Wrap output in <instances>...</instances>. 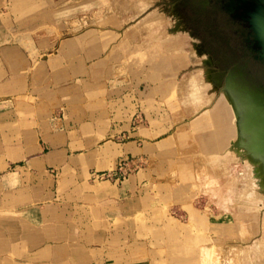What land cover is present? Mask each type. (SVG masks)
I'll use <instances>...</instances> for the list:
<instances>
[{
  "label": "rangeland",
  "instance_id": "obj_1",
  "mask_svg": "<svg viewBox=\"0 0 264 264\" xmlns=\"http://www.w3.org/2000/svg\"><path fill=\"white\" fill-rule=\"evenodd\" d=\"M183 1L0 0V57L7 71L3 84L5 86L19 80L23 86L22 91L16 93L19 95L17 107L13 102L8 103L14 96L11 95L4 98L3 101H7L5 104H0V113L4 109L12 110L15 105L18 117L23 121L19 128L23 131L27 128L25 122H35L40 141L43 142L50 129L56 136L67 132L70 138H76L75 141L82 144L89 142L90 147L109 141L124 142L126 138L122 134L97 139L99 135L93 133L108 127L98 122L97 116L106 119L115 112V108L109 106L114 91L104 89V85L108 87L112 81L106 70L97 68L94 73L92 68H87L86 75H72L78 65L77 60H69V65L67 62L62 64L61 44L77 33L84 34L85 39L80 42L79 50L86 59L99 50H109L111 37L108 31H114L124 24L130 28L140 19L153 20L154 23L158 20L163 27L145 29L142 36H133L130 29L127 38L138 41L131 43L130 52L135 61L146 65L142 71L162 70L155 62L163 59L168 52L155 40L171 34L180 41L179 51L169 53L176 56L172 62L178 76H175L177 80H170L175 84V90L169 92L168 96H162L175 114L174 118H177L176 111L180 108L176 105L178 99H181L180 103L186 101L190 104L187 107L181 104L183 116L175 123L173 130L177 140L176 151L185 153L171 157L182 169L178 171V185L166 189L164 197L158 188L149 189L154 202L143 203L142 206L150 214L149 229L152 230L147 235L132 236L134 242H144L143 248L136 249L134 245L129 259L125 258L124 249L112 251L109 264H197L201 247H216L225 262L239 258L240 264H264V148L260 151L257 149L262 142L261 115L257 113L250 93L240 87L235 79H239L240 84L248 81L243 80L237 72H230L229 62L197 36ZM143 4L145 11L138 17L136 10ZM83 18L84 21H80ZM99 27L102 33L94 35L92 31L99 30ZM122 29L124 31L125 28ZM148 40L154 41L148 43ZM117 45L120 51L125 50L124 43L111 44L113 49ZM137 48L139 51H136ZM150 54H153L152 60L147 58ZM184 57L191 58L189 67L180 65ZM89 63L91 65L92 62ZM62 65L69 67V76L62 74ZM171 75L164 73L162 79L172 78ZM69 77L72 79L69 85L64 84ZM78 79L81 83H78ZM250 83L245 85L253 89ZM98 84L99 87H96ZM256 86L262 87L260 84ZM116 110L120 108L116 107ZM136 110L132 125L135 130L146 125L144 119L141 121L140 118L142 108L137 107ZM211 117L216 121V129L210 132L206 125L202 132H196L195 124L203 120L208 124ZM41 123L47 125L46 133H42ZM179 127L181 130H178ZM12 131V128L0 126V160L7 164L24 162L27 156L23 138L21 146L19 142L14 146L17 140L5 137ZM201 165L210 170L206 167L198 170ZM162 166L166 167L167 164ZM138 170L139 164L131 165L130 160H124L115 172L116 177L123 180ZM196 170L200 183L197 186L193 185ZM161 173L163 176L156 179L158 183L166 178L167 172ZM92 174L95 181L96 176H99L97 180L111 177V172ZM221 178L225 179L224 184ZM225 213L224 223L230 228L239 223L248 233L241 235L235 232L227 236L203 229L202 225L213 224L216 218ZM229 213L234 216L233 219ZM0 254L4 255V250ZM220 263V257L213 250L205 249L204 264Z\"/></svg>",
  "mask_w": 264,
  "mask_h": 264
},
{
  "label": "crops",
  "instance_id": "obj_2",
  "mask_svg": "<svg viewBox=\"0 0 264 264\" xmlns=\"http://www.w3.org/2000/svg\"><path fill=\"white\" fill-rule=\"evenodd\" d=\"M145 7L143 4L137 8L138 17L144 13ZM80 21L77 22L81 23ZM137 21L134 25L131 23L130 28H126L128 25L124 24L114 31H108L111 37L109 50H99L86 59L79 50L80 42L85 39L84 34L77 33L61 44L62 64L67 62L69 65V60H77L78 65L72 75H86L87 68H92L94 73L97 68H103L111 78L108 87L103 85L104 89L114 91L109 106L115 108V112L106 119L101 115L97 116V121L108 127L104 131L98 129L93 133L99 135L97 139L122 134L126 138L122 143L109 141L90 147L89 142L82 144L81 141H75L76 138H70L67 132L56 136L50 129L46 133L48 127L41 123V131L46 133V141L43 142L40 141L35 122L30 121L25 122L27 128L22 131L19 127L23 121L19 119L16 110L19 104V95L16 93L22 91L23 86L19 80L4 86L7 71L4 70L0 57V97H3L0 98V104H5L7 101H3L4 98L11 95L14 96L8 103L16 104L12 110L1 111L0 126L12 128V134H5V137L17 140L14 146L18 142L21 146L23 138L27 151L24 162L7 164L0 160V225L4 226H0V252L4 250V255L0 254V264H109L112 251L124 249L125 258L129 259L134 245L136 249L143 248L144 242H134L132 236L147 235L152 230L149 229L150 214L142 206L143 203L154 202L149 189L158 188L164 197L166 189L178 185V171L182 168L171 155H181L185 151H176L177 140L173 130L176 128L175 123L183 116L181 106L187 107L189 103H180L181 99H178L176 105L180 108L176 111L177 118H174L175 114L162 96H168L169 92L175 90V84L170 80H177L175 76H178V72L172 62L176 56L170 54L179 51L180 41L176 40V35L171 34L155 40L168 52L163 59L155 62L162 70L142 71L146 65L135 61L130 52L131 43L138 41L127 38V32L131 29L133 36H142L145 29L152 26L159 29L164 25L158 20L156 23L149 19ZM122 28H125L124 31ZM92 33L101 34V27L99 30L94 29ZM153 41L148 40V43ZM113 43H124L125 50L120 51L118 45L113 49ZM136 51H139L138 48ZM147 58L152 60L153 54ZM190 64L189 57H184L180 62L184 67H189ZM67 65H62V74L69 76ZM164 73L172 74V78L162 79ZM70 80L72 79L69 77L64 84L69 85ZM116 107L120 110L117 111ZM137 107L142 108L140 118L141 121L144 119L146 125L135 130L132 125ZM205 121L195 124L196 132H202L206 125L210 132L216 129L213 117L208 124ZM112 122L113 126L110 125ZM124 160H130L131 165L139 164V170L120 180L115 171ZM163 164L168 167H163ZM202 167L208 168L201 165L198 170ZM198 170L194 177L195 186L200 184L197 180ZM162 171L167 172L165 181H168L158 183L156 179L163 176ZM92 172H111V177L97 180L99 176H96L95 181L92 179ZM224 180L221 178L220 181L224 184ZM225 215L226 213L216 218L211 225H202L203 229L227 236L234 235L235 232H240L241 235L248 233L244 226L241 228L239 223L236 226L234 221L233 228H230L223 221ZM228 215L234 218L231 213ZM136 218L142 220H135ZM205 249L213 250L220 257V264H232L231 260H234L233 264L237 260L240 264L239 258L225 262L216 247H201L197 264H204Z\"/></svg>",
  "mask_w": 264,
  "mask_h": 264
},
{
  "label": "flooded vegetation",
  "instance_id": "obj_3",
  "mask_svg": "<svg viewBox=\"0 0 264 264\" xmlns=\"http://www.w3.org/2000/svg\"><path fill=\"white\" fill-rule=\"evenodd\" d=\"M183 5L197 36L229 62L228 70L264 87V66L255 60L253 32L247 20L248 12L264 6V0H184Z\"/></svg>",
  "mask_w": 264,
  "mask_h": 264
},
{
  "label": "water",
  "instance_id": "obj_4",
  "mask_svg": "<svg viewBox=\"0 0 264 264\" xmlns=\"http://www.w3.org/2000/svg\"><path fill=\"white\" fill-rule=\"evenodd\" d=\"M247 20L253 32L254 52L257 54L255 56V60H258L264 66V6L258 5L253 7V9L248 12ZM247 83L248 82H245V84ZM245 84L238 83L240 87L250 93L256 104L257 113L261 115L259 122L261 127L260 136L262 142L260 143L261 146L257 148L258 151H260L264 148V89L260 86H256L255 84H252L251 86L253 89H250Z\"/></svg>",
  "mask_w": 264,
  "mask_h": 264
}]
</instances>
